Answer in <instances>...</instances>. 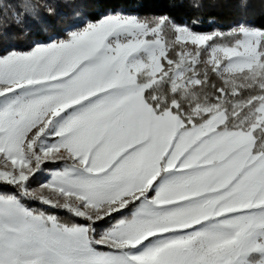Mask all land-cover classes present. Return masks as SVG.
I'll use <instances>...</instances> for the list:
<instances>
[{
    "label": "snow or ice",
    "instance_id": "6c2138e0",
    "mask_svg": "<svg viewBox=\"0 0 264 264\" xmlns=\"http://www.w3.org/2000/svg\"><path fill=\"white\" fill-rule=\"evenodd\" d=\"M185 4L203 7L170 0ZM86 6L0 0V264H264V25L250 0L209 32ZM53 21L44 40L12 42Z\"/></svg>",
    "mask_w": 264,
    "mask_h": 264
},
{
    "label": "trees",
    "instance_id": "16d2710c",
    "mask_svg": "<svg viewBox=\"0 0 264 264\" xmlns=\"http://www.w3.org/2000/svg\"><path fill=\"white\" fill-rule=\"evenodd\" d=\"M86 7L83 11L92 19L99 18L111 9L124 8L128 11H135L141 15L170 13L178 22H191L198 18L199 23L195 30L199 32H209L216 27L227 28L239 18V13L235 7L236 0H200L203 7L199 11L190 9L187 4L183 7H171L170 0H85ZM251 7L248 11V18L256 25H264V4L260 0H250ZM67 12L68 9H63ZM53 28L48 32H39L34 29L33 34L28 39L19 38L12 42L21 48H26L32 39L44 40L46 37L60 31L64 23L53 21ZM17 32L16 29L9 30ZM9 39L0 37V49L8 46Z\"/></svg>",
    "mask_w": 264,
    "mask_h": 264
},
{
    "label": "rangeland",
    "instance_id": "374dc122",
    "mask_svg": "<svg viewBox=\"0 0 264 264\" xmlns=\"http://www.w3.org/2000/svg\"><path fill=\"white\" fill-rule=\"evenodd\" d=\"M39 179H43V177H40Z\"/></svg>",
    "mask_w": 264,
    "mask_h": 264
}]
</instances>
